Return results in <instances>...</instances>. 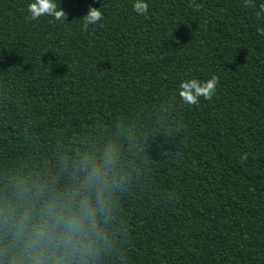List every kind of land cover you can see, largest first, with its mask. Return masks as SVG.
Here are the masks:
<instances>
[{
  "label": "trees",
  "instance_id": "16d2710c",
  "mask_svg": "<svg viewBox=\"0 0 264 264\" xmlns=\"http://www.w3.org/2000/svg\"><path fill=\"white\" fill-rule=\"evenodd\" d=\"M30 2L0 0V180L115 140L129 180L99 264H264V0H56L64 22Z\"/></svg>",
  "mask_w": 264,
  "mask_h": 264
},
{
  "label": "clouds",
  "instance_id": "9594fccd",
  "mask_svg": "<svg viewBox=\"0 0 264 264\" xmlns=\"http://www.w3.org/2000/svg\"><path fill=\"white\" fill-rule=\"evenodd\" d=\"M245 5L254 7L253 0ZM133 7L137 14L148 15L144 0H136ZM27 11L34 21L43 16L68 21L56 0H31ZM262 13L264 4L256 16ZM103 18L100 8L90 7L84 30ZM218 83L215 76L182 80L178 95L184 105L196 106L200 97L212 99ZM246 159V154L241 156ZM126 166L120 144L102 139L65 150L54 173L5 176L0 180V264H99L101 253L110 247L118 194L129 180Z\"/></svg>",
  "mask_w": 264,
  "mask_h": 264
}]
</instances>
